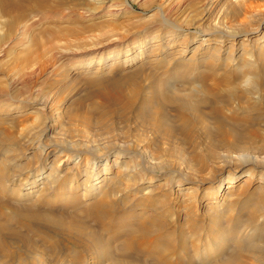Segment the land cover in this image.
<instances>
[{
  "label": "rangeland",
  "instance_id": "374dc122",
  "mask_svg": "<svg viewBox=\"0 0 264 264\" xmlns=\"http://www.w3.org/2000/svg\"><path fill=\"white\" fill-rule=\"evenodd\" d=\"M97 1L0 7V264H261L264 0ZM106 192L162 233L76 247L55 220L99 232Z\"/></svg>",
  "mask_w": 264,
  "mask_h": 264
},
{
  "label": "bare ground",
  "instance_id": "6f19581e",
  "mask_svg": "<svg viewBox=\"0 0 264 264\" xmlns=\"http://www.w3.org/2000/svg\"><path fill=\"white\" fill-rule=\"evenodd\" d=\"M26 0H0V7L1 8H12L17 10H20L23 7V4ZM31 1V0H29ZM43 0H35V7L34 9L36 10H44L45 7L44 5H42ZM97 1V0H96ZM34 2V1H33ZM98 2V1H97ZM44 3V2H43ZM41 6H43L44 8H42ZM60 8V7H59ZM23 10V9H22ZM21 10V11H22ZM111 10V9H110ZM24 11V10H23ZM68 11V10H67ZM67 11L65 10H59L58 11V15L60 16V18L62 19H67V18H75V14L74 12L72 13H67ZM55 12V11H54ZM19 13V12H18ZM110 13V12H109ZM113 13V11H112ZM56 14V13H55ZM107 14V13H106ZM111 14V13H110ZM114 14V13H113ZM112 17V16H111ZM29 27H26L25 29V33H28L30 29H32L34 27V25H28ZM24 33V32H23ZM22 33V34H23ZM215 36V35H214ZM264 37V35L262 36V38ZM208 39V38H207ZM210 40H213L212 38H209ZM208 39V40H209ZM246 39V38H245ZM115 41V40H114ZM250 41V40H249ZM245 43V42H244ZM263 55V53H262ZM261 56V55H260ZM264 56V55H263ZM263 56L261 58H263ZM198 106L196 104H192L189 100L188 101H184L181 104V109L184 112H187L189 110L191 111H198ZM199 115V114H197ZM49 146H43L42 144V154L47 153ZM50 149V148H49ZM153 152V151H152ZM148 154L151 153V150L148 149ZM67 155V153L65 151H61V153L58 154V156L56 157V159L61 158V157H65ZM62 159V158H61ZM80 162V161H79ZM78 162L76 163V165L74 166V168H76L78 166ZM61 165V164H60ZM140 168V167H139ZM54 169V168H53ZM60 169V166L56 167V171ZM54 171V170H53ZM2 172V171H1ZM0 172V173H1ZM53 173V172H52ZM136 173V172H135ZM21 174V173H20ZM51 174V173H50ZM54 175V174H53ZM59 176V175H58ZM18 177V176H17ZM2 179V178H0ZM36 180V179H35ZM63 180V175L59 178L56 179L55 178V186H57V188H59L61 185H63L61 182ZM234 178L228 182L227 186L224 187V190L226 189H231L233 188L232 183H234ZM60 185V186H59ZM92 188H94V186H92ZM91 188V189H92ZM1 189V188H0ZM50 191V189H49ZM48 192V191H47ZM53 192V191H52ZM105 192V191H104ZM45 193V192H44ZM113 194V193H112ZM46 195V194H44ZM62 196V195H61ZM43 197V196H42ZM97 199L96 201H93L92 204L86 208V215H88L90 218H93V221L95 220L96 225L98 224V227L100 229V231L98 232L94 229H88L85 228V226H83L80 218L77 219H71V222L69 223H65V221H57L55 220L54 224L56 225V227L58 228L59 232L64 233L66 235H69V237L73 240L72 242L74 243V245L78 248H83L86 249L87 252L89 253H93V255L95 254L93 250H102L103 247H105V245L111 246L115 241L118 240L119 235L117 232L119 227H125L128 229V231L126 230L127 234L125 235V240L127 239V237H131L132 240L138 241L137 245L139 247H142L144 245L145 242H147L146 244H149L148 240H150L152 237H154V235H160L159 233H162L161 230V225L159 223L160 218L161 217H156L154 216H149L148 218L145 217L144 220L139 221V223L136 224V226H133V228L129 227V225L126 223H121L119 221H115L114 217L116 216V211L114 205H112L111 203V196L108 194V192L106 193H102L99 194L98 196H96ZM141 198V197H140ZM45 199V198H44ZM148 199V198H146ZM151 200V199H150ZM145 201V200H144ZM148 201V200H147ZM156 202V201H155ZM154 203V202H153ZM143 204V201H142ZM262 205H257V213H259L258 216H260V221L258 224V227L256 229H258V239L261 241L260 242V251H259V255H260V262L261 264H264V204L261 203ZM153 204H151V202H144V204L142 206H144L143 208H146L145 210H150L152 209ZM164 205V204H163ZM141 206V205H140ZM250 207V206H249ZM254 209V208H253ZM114 216V217H113ZM87 217V216H86ZM253 217V216H252ZM118 218V217H117ZM152 218V219H151ZM256 218V217H255ZM258 218V217H257ZM48 219V218H47ZM82 219V218H81ZM84 219V218H83ZM86 219V218H85ZM151 219V220H149ZM54 221V220H53ZM80 221L82 224L80 226V224H78ZM88 221V220H87ZM90 221V220H89ZM78 222V223H77ZM85 224V223H84ZM54 225V226H55ZM239 225V224H238ZM91 228V227H90ZM115 228V230L113 232H110L111 236H104L105 232L113 230ZM214 229V228H213ZM219 230V229H218ZM227 230V229H226ZM102 231V233H101ZM214 231V230H213ZM115 232V233H114ZM162 235V234H161ZM216 235V234H215ZM214 235V236H215ZM219 235V236H218ZM218 236V241L219 242H226L227 241V234L224 232L219 233ZM144 237V239L139 240V238ZM216 237V236H215ZM217 238V237H216ZM232 238V237H231ZM254 237H249L247 238L246 242L248 243L247 246L249 247V245H253L252 240ZM156 239V238H155ZM161 239V238H160ZM146 240V241H145ZM174 240V239H173ZM143 241V242H142ZM156 242V240H155ZM151 243V242H150ZM243 241H241L240 249H243ZM128 244V243H127ZM245 244V243H244ZM124 245V244H123ZM150 246V245H149ZM125 247V246H124ZM254 248V247H253ZM119 251H126L122 249V245L118 246ZM95 251V252H96ZM99 252V251H98ZM126 253V252H124ZM122 253V254H124ZM165 253V252H164ZM244 253V252H243ZM98 254V253H97ZM165 256V255H164ZM130 258V257H129Z\"/></svg>",
  "mask_w": 264,
  "mask_h": 264
},
{
  "label": "clouds",
  "instance_id": "9594fccd",
  "mask_svg": "<svg viewBox=\"0 0 264 264\" xmlns=\"http://www.w3.org/2000/svg\"><path fill=\"white\" fill-rule=\"evenodd\" d=\"M255 77L248 75L243 78V84L247 87L253 83ZM256 99L259 100V95L257 94Z\"/></svg>",
  "mask_w": 264,
  "mask_h": 264
}]
</instances>
